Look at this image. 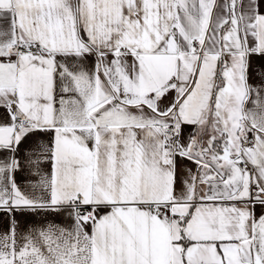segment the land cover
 Instances as JSON below:
<instances>
[{
	"label": "snow or ice",
	"instance_id": "snow-or-ice-1",
	"mask_svg": "<svg viewBox=\"0 0 264 264\" xmlns=\"http://www.w3.org/2000/svg\"><path fill=\"white\" fill-rule=\"evenodd\" d=\"M0 215V264H264V0H0Z\"/></svg>",
	"mask_w": 264,
	"mask_h": 264
},
{
	"label": "crops",
	"instance_id": "crops-1",
	"mask_svg": "<svg viewBox=\"0 0 264 264\" xmlns=\"http://www.w3.org/2000/svg\"><path fill=\"white\" fill-rule=\"evenodd\" d=\"M92 62V58L89 57V63ZM261 63V60L259 58L255 59V64L257 66H259V64ZM186 131H188V129H186ZM184 163H188L187 161H185ZM26 174H18L17 175V179L18 182H20L21 184L24 183V176ZM257 211L259 212V209H257ZM43 215H39V216H18L17 219H19L22 223H39L43 220ZM49 220H55L56 222H61V218L60 217H52L49 216L48 217ZM7 224V218L4 217L3 215H0V225H6Z\"/></svg>",
	"mask_w": 264,
	"mask_h": 264
}]
</instances>
